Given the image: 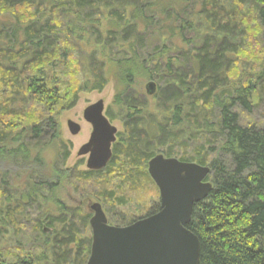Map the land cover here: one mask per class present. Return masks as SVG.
Here are the masks:
<instances>
[{
    "label": "trees",
    "instance_id": "1",
    "mask_svg": "<svg viewBox=\"0 0 264 264\" xmlns=\"http://www.w3.org/2000/svg\"><path fill=\"white\" fill-rule=\"evenodd\" d=\"M261 33L264 0H0L5 215L17 219L26 203L53 191L39 185L66 175L71 143L62 137L57 111L74 106L77 94L67 103L59 70L72 57L68 43L82 39L91 48L77 53L84 61L80 90L102 91L112 72L116 90L106 114L119 118L123 129L109 164L80 176L118 171L133 183L150 180L144 169L150 159L157 153L176 157L177 147L184 149L179 159L208 166L213 186L194 205L187 226L200 241L199 264H264V126L240 124L237 112H253L254 98L264 90V60L252 77L249 62H241ZM147 80L157 85L153 106L142 91ZM190 143L195 148L187 158ZM12 167L24 173L18 187L7 181ZM159 209L156 202L140 218ZM140 218H124L117 226ZM62 232L60 237L69 236L68 226ZM56 236L53 252L62 263L77 238ZM0 264L35 262H6L0 255Z\"/></svg>",
    "mask_w": 264,
    "mask_h": 264
},
{
    "label": "rangeland",
    "instance_id": "2",
    "mask_svg": "<svg viewBox=\"0 0 264 264\" xmlns=\"http://www.w3.org/2000/svg\"><path fill=\"white\" fill-rule=\"evenodd\" d=\"M54 16L56 15L54 14ZM254 37L251 39L253 52H246L248 56L245 58L242 55L241 59V62H249L247 71L251 77L258 71V65L264 60V35L261 33ZM247 41L250 40L247 39ZM68 44L72 51V57L67 63L61 64L59 71L62 73V81L60 83L62 91L66 94L67 103L70 102L74 94H77V100L74 106L58 108L57 111L62 137L71 143L70 156L63 167L66 175L51 186L39 185L41 191H44L45 188L51 191V187L53 191L46 194L45 200L26 203L24 214L18 215L17 219L5 215L6 210L2 201L6 197L0 194V231L3 232V235L0 236V255L6 262L29 259L33 260L35 264H86L90 255L88 249L91 250L92 242L90 219L93 216V211L90 209L91 204L99 202L107 215L109 224L117 226L124 218L144 216L156 202H160L158 187L151 177L150 180L141 177L136 183H133L118 174V171L109 176L103 173L99 177L88 179L80 176L81 172L88 170L86 167L88 156H79L78 151L82 145L88 142L92 132L91 125L83 117L84 110L100 99L104 100L107 109L114 100L116 81L110 72V80L102 91L80 90L84 82L81 78L83 72L81 66L84 61L77 58V53L80 51L85 55V51L91 47L86 46L82 39L72 40ZM147 44L148 46L154 44L151 36H148ZM246 48L247 46L244 47V49ZM67 68L69 70L65 73ZM148 82V80L143 82L142 91L146 97H149L150 105L153 106L154 100L146 93ZM254 102L257 106L253 112H247L240 107H237V112L240 124L259 128L264 126V90L260 98H254ZM69 120L75 121L81 126V131L78 134L70 133L67 125ZM112 123L119 131L123 129L119 118L112 120ZM190 144L185 156L187 158H191L194 153L195 144ZM183 151L184 149L177 147L176 158L183 157L185 154ZM51 155H53L52 152L48 154V156ZM209 157H212V154ZM224 157L228 160L226 155ZM16 169L12 167V170L8 172L7 181L18 187L22 184L24 173L22 170ZM144 169L148 171V163ZM111 192L112 196H110ZM1 222L3 223L1 224ZM66 226H68L69 236L60 237V233L63 234L62 229L65 230ZM56 234L59 238L69 239V241H72V237L77 238L76 241L73 240L69 244L70 253L62 263L60 261L62 255L53 252V247L56 245ZM78 242L79 244H77ZM80 243L82 247L78 248Z\"/></svg>",
    "mask_w": 264,
    "mask_h": 264
},
{
    "label": "water",
    "instance_id": "3",
    "mask_svg": "<svg viewBox=\"0 0 264 264\" xmlns=\"http://www.w3.org/2000/svg\"><path fill=\"white\" fill-rule=\"evenodd\" d=\"M156 92V83L149 81L146 93L153 96ZM83 117L92 132L78 155L88 156V170H102L112 158L119 130L107 116L103 99L89 105ZM67 125L73 135L81 131L75 121L69 120ZM148 173L159 190V211L116 226L109 224L99 202L91 204L92 242L86 264H199L200 241L187 226L194 205L213 187L207 180L210 168L157 154L148 162Z\"/></svg>",
    "mask_w": 264,
    "mask_h": 264
},
{
    "label": "bare ground",
    "instance_id": "4",
    "mask_svg": "<svg viewBox=\"0 0 264 264\" xmlns=\"http://www.w3.org/2000/svg\"><path fill=\"white\" fill-rule=\"evenodd\" d=\"M94 171V170H93Z\"/></svg>",
    "mask_w": 264,
    "mask_h": 264
}]
</instances>
